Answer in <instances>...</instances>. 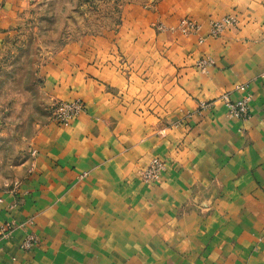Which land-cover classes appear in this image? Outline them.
<instances>
[{"label":"crops","instance_id":"obj_1","mask_svg":"<svg viewBox=\"0 0 264 264\" xmlns=\"http://www.w3.org/2000/svg\"><path fill=\"white\" fill-rule=\"evenodd\" d=\"M172 1L199 35L152 43L121 29L92 45L96 55L83 47L48 68L51 98L81 100L85 112L70 127L44 126L26 180L0 186V221L14 224L0 264H264V0H160L167 26L182 17ZM227 15L239 27L210 36L209 21ZM202 59L213 65L201 70ZM240 84L252 95L246 121L221 100L240 99ZM155 158L166 169L151 186L139 174ZM200 195L212 204L205 216L193 209ZM31 234L39 244L25 251Z\"/></svg>","mask_w":264,"mask_h":264},{"label":"rangeland","instance_id":"obj_2","mask_svg":"<svg viewBox=\"0 0 264 264\" xmlns=\"http://www.w3.org/2000/svg\"><path fill=\"white\" fill-rule=\"evenodd\" d=\"M159 4L160 0H0L1 187L11 188L26 180L36 156L34 148L38 133L54 120V105L58 100L51 98L47 90L50 66L62 64L70 52H78L87 46L94 50L93 56L96 55L95 51L101 49L92 45L114 42L121 29L139 27L144 34L151 33L152 43L155 34L178 32L185 37L195 35L181 32L185 21H196L186 10L179 14L173 11L174 1L171 4L173 8L168 4L171 15L182 17L176 25L167 26L159 19ZM236 18L235 29L241 21ZM160 41L163 43V39ZM203 60L211 59H202L198 65ZM202 103L208 104L206 109L213 105V102ZM194 202L193 209L199 215L211 213L212 204L206 195L198 196ZM135 246L139 252L149 250L148 244ZM139 260L144 263V260ZM133 262V259L129 260V264ZM152 263L158 264V261L152 260ZM162 264L199 263L181 257L164 260Z\"/></svg>","mask_w":264,"mask_h":264},{"label":"built area","instance_id":"obj_3","mask_svg":"<svg viewBox=\"0 0 264 264\" xmlns=\"http://www.w3.org/2000/svg\"><path fill=\"white\" fill-rule=\"evenodd\" d=\"M237 25L236 16H227L219 20H213L209 24V35L212 37H220L228 29L234 28ZM181 32L184 35L195 34L201 31L202 27L196 21H185L181 25ZM203 41L202 39L200 40ZM212 60H203L198 65L199 68L205 71L212 64ZM235 91L241 94L240 99L233 101L230 95L224 94L221 97L227 109V116L231 119H238L246 121L251 116L250 104L252 101V95L248 90V85L242 84L235 87ZM54 109V120L57 124L70 127L72 122L77 119L81 114L85 112L84 102L81 100H75L72 102L58 101ZM208 104L202 103L201 109L205 110ZM166 169L165 163L160 159H154L150 162L148 167L141 172V179L143 183L147 185H155L161 181V176ZM2 200L0 198V210ZM14 230V224H3L0 221V241L9 238ZM38 239L34 235H29L22 244V248L30 250L37 246Z\"/></svg>","mask_w":264,"mask_h":264}]
</instances>
